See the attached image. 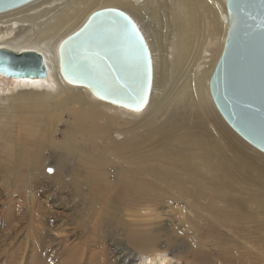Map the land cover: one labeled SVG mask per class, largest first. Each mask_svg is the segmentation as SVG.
Returning <instances> with one entry per match:
<instances>
[{
  "label": "rangeland",
  "instance_id": "1",
  "mask_svg": "<svg viewBox=\"0 0 264 264\" xmlns=\"http://www.w3.org/2000/svg\"><path fill=\"white\" fill-rule=\"evenodd\" d=\"M9 84L0 77V264H119L128 251L148 264L155 249L138 235L171 264H264V160L223 134L218 111L174 133L166 109L130 111L89 91L100 114L81 111L69 136L71 108L54 124L26 121L27 108L6 105Z\"/></svg>",
  "mask_w": 264,
  "mask_h": 264
},
{
  "label": "bare ground",
  "instance_id": "2",
  "mask_svg": "<svg viewBox=\"0 0 264 264\" xmlns=\"http://www.w3.org/2000/svg\"><path fill=\"white\" fill-rule=\"evenodd\" d=\"M105 8L124 11L141 31L153 64L152 91L145 108L153 115L160 114L164 109L172 114H168L174 118L169 122L168 132H193L195 125L191 122L203 119L209 123L211 114L218 119L209 81L222 54L229 26L225 0H34L1 12L0 50L15 55L36 53L43 58L47 67V76L43 79L6 78L0 74V77L10 82L4 90L6 105L15 102L27 108L22 112L26 121H45L48 118L53 120V124L71 108L75 122L67 126L69 136L82 125L81 111L89 109L90 115H99L89 90H81L85 87L73 89L62 79L59 72V46L78 31L93 13ZM52 123L50 125L53 126ZM215 123L226 126L223 134L237 140V134L225 120ZM162 135L168 136L166 133ZM239 139V145L243 149L248 148ZM120 148L126 149L123 145ZM255 155L264 160V155L259 151H255ZM29 160V170H35L37 163H33L32 158ZM59 161L60 158H57L56 162ZM91 162L83 163L88 165ZM64 171L60 169V174ZM89 176L94 180L101 178L98 174ZM135 194L141 195L139 192ZM143 236L138 235L132 241L138 247H154L155 250H151L153 256L147 259L150 262L148 264H171L167 253L156 249V238ZM78 251L79 247H74L71 253ZM130 254L128 251L122 255L119 264H133V258L128 257ZM74 264H80V260L77 259Z\"/></svg>",
  "mask_w": 264,
  "mask_h": 264
},
{
  "label": "water",
  "instance_id": "3",
  "mask_svg": "<svg viewBox=\"0 0 264 264\" xmlns=\"http://www.w3.org/2000/svg\"><path fill=\"white\" fill-rule=\"evenodd\" d=\"M32 1L0 0V13ZM225 1L229 26L210 95L229 127L264 154V0ZM59 72L68 84L130 111L145 109L152 91L148 45L135 22L116 8L93 13L60 44ZM0 74L43 79L47 67L36 53L0 50Z\"/></svg>",
  "mask_w": 264,
  "mask_h": 264
}]
</instances>
